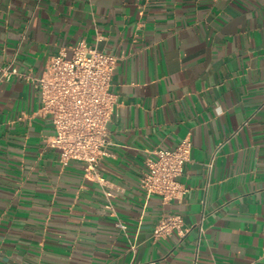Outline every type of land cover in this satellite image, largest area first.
Instances as JSON below:
<instances>
[{
	"label": "crops",
	"instance_id": "1",
	"mask_svg": "<svg viewBox=\"0 0 264 264\" xmlns=\"http://www.w3.org/2000/svg\"><path fill=\"white\" fill-rule=\"evenodd\" d=\"M82 39L121 57L97 178L47 144L39 88L2 78ZM187 135V192L148 195L146 160ZM170 214L186 234L154 243ZM151 260L264 264V0H0V264Z\"/></svg>",
	"mask_w": 264,
	"mask_h": 264
},
{
	"label": "built area",
	"instance_id": "2",
	"mask_svg": "<svg viewBox=\"0 0 264 264\" xmlns=\"http://www.w3.org/2000/svg\"><path fill=\"white\" fill-rule=\"evenodd\" d=\"M69 50L63 49L52 56L39 77L3 67L2 78L16 74L39 88L42 98L40 113L49 116L55 127V134L46 138L47 144L58 149L62 163L80 161L84 163L86 176L97 178L99 161L109 155L106 148L111 142L107 124L117 103V95L110 87L121 57L100 50L84 39L70 46ZM192 149V139L187 135L172 149L154 150V156L146 160V169L140 180L146 193L158 195L164 202L181 198L187 188L178 177L183 173L185 163L191 160ZM107 195L112 193L107 192ZM117 225L126 228L121 221ZM174 231L180 236L186 234L181 214L163 216L153 230L152 240L156 243ZM140 264H156V261Z\"/></svg>",
	"mask_w": 264,
	"mask_h": 264
}]
</instances>
